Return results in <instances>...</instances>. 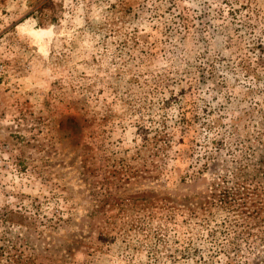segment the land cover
Segmentation results:
<instances>
[{
  "label": "rangeland",
  "instance_id": "1",
  "mask_svg": "<svg viewBox=\"0 0 264 264\" xmlns=\"http://www.w3.org/2000/svg\"><path fill=\"white\" fill-rule=\"evenodd\" d=\"M0 264H264V0H0Z\"/></svg>",
  "mask_w": 264,
  "mask_h": 264
}]
</instances>
